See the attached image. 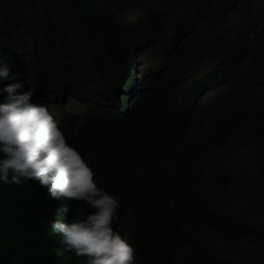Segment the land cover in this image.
Here are the masks:
<instances>
[{"label":"trees","instance_id":"16d2710c","mask_svg":"<svg viewBox=\"0 0 264 264\" xmlns=\"http://www.w3.org/2000/svg\"><path fill=\"white\" fill-rule=\"evenodd\" d=\"M22 1L28 7L23 19L30 26L35 67H49L62 85H80L69 69L77 67V58L70 50L67 58L62 54L70 36L100 84L97 97L75 90L73 96L84 105L81 122L65 108L64 87L56 90L54 105L60 113L59 127L94 171L98 187L119 200L118 220L111 227L136 249L137 264H172L181 246L190 248L186 264H264V227L213 209L196 192L206 188L215 196L244 199L258 194L264 183V110L248 96L250 109L215 118L203 140L189 137L207 94L239 86L255 68L264 71V17L251 12V3L245 2L246 25L207 37L197 63L181 70L172 62L186 36L183 24L178 23L173 37H161L158 48L163 56L157 70L145 66L146 75L151 72L153 77L140 82L134 69L139 34L121 6H112L115 0ZM137 2L150 12V0ZM209 7V0H202L195 14ZM150 19L159 33L158 19L151 13ZM3 56L5 48L0 45ZM217 56L218 62L203 65L204 58ZM7 102L8 97L0 94V103ZM212 145L257 147L253 156L256 178L245 175L234 181L218 164L213 165L211 179L204 178L197 171L198 160ZM94 211L83 200L52 198L38 181L20 186L0 182V264H85V257L66 250L61 234L47 221L79 223ZM130 214L138 219L136 228L127 224ZM185 228L218 233L232 243L247 241L256 249L238 260H227Z\"/></svg>","mask_w":264,"mask_h":264},{"label":"rangeland","instance_id":"374dc122","mask_svg":"<svg viewBox=\"0 0 264 264\" xmlns=\"http://www.w3.org/2000/svg\"><path fill=\"white\" fill-rule=\"evenodd\" d=\"M202 0H150V12L137 0H115L112 6L119 4L128 20L139 34L135 44L136 65L135 73L140 82H145L153 77L150 72L146 75L145 66L151 65L152 71L157 70V62L162 57V52L158 48L161 37L171 38L176 33V25L183 24L186 36L183 43L172 57V62L176 64L177 70L191 68L197 63L196 56L199 55L203 41L221 29L240 30L248 22L242 14L245 2L251 3V12H257L264 17V0H209L210 7L203 9L196 15V9ZM27 4L22 0H0V37L5 39L8 50L17 53L22 59L21 82L32 91H36L38 98L50 102L49 110L55 119H59L60 113L55 108L54 102L56 90L64 87V102L66 110L78 116V121H83L84 105L75 96L76 89L85 90L94 97L100 91V84L87 66V61L83 56L78 43L70 36L67 37V44L62 47V54L67 58L68 51H72L77 58V67H70V74L80 82L76 88L62 85L59 77L52 69L45 65L36 68L31 56V35L30 26L23 19L27 13ZM150 13L159 21V33L153 29V22ZM2 16L6 20L2 21ZM121 33L125 36L126 31L120 27ZM146 41V44L145 42ZM16 61L18 59L15 57ZM203 65L208 62H218L219 56L212 59L204 58ZM19 63V62H17ZM81 73L82 77H78ZM142 74L145 75L140 79ZM2 81L0 80V87ZM257 108L264 110V71L254 69L247 74L245 80L237 87L225 86L215 89L207 94L196 112L189 129V137L192 141L205 139L210 122L217 117L225 115L234 110H248L251 108L250 99ZM257 147L248 145L236 148L231 145L227 149H220L212 145L203 152L198 160L197 171L203 173V177L211 179L213 176V165L218 164L224 167L234 181H240L245 175L248 179H255L258 168L253 158ZM264 158V152L262 154ZM97 183V181H96ZM98 184V183H97ZM196 192L206 200L210 207L215 210L241 216L252 224L264 227V183L258 194L249 199L235 196H215L206 188H197ZM136 216L130 214L127 218L128 225L136 228ZM198 240L218 249V254L227 260H238L246 254L253 253L256 249L247 241L232 243L225 240L218 233H213L203 229L185 228ZM190 252L188 246H181L176 250V258L172 264H186V254Z\"/></svg>","mask_w":264,"mask_h":264},{"label":"clouds","instance_id":"9594fccd","mask_svg":"<svg viewBox=\"0 0 264 264\" xmlns=\"http://www.w3.org/2000/svg\"><path fill=\"white\" fill-rule=\"evenodd\" d=\"M0 40L5 48L0 94L8 97L0 103V182L38 181L54 199L85 201L95 211L83 222L47 221L61 234L66 250L85 257V264H137L136 249L111 227L118 220L119 200L98 187L94 171L59 127L60 117L55 119L50 106L21 82L22 59Z\"/></svg>","mask_w":264,"mask_h":264}]
</instances>
